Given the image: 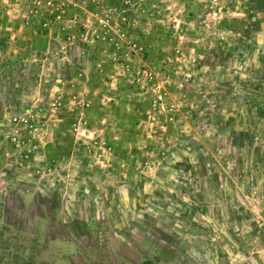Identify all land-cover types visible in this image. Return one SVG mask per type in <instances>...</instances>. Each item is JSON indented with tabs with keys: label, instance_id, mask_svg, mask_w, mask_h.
<instances>
[{
	"label": "rangeland",
	"instance_id": "obj_1",
	"mask_svg": "<svg viewBox=\"0 0 264 264\" xmlns=\"http://www.w3.org/2000/svg\"><path fill=\"white\" fill-rule=\"evenodd\" d=\"M121 1L0 0V264H264V203L239 194L259 232L202 207L186 225L181 174L156 183L214 138L212 50L242 0Z\"/></svg>",
	"mask_w": 264,
	"mask_h": 264
},
{
	"label": "trees",
	"instance_id": "obj_2",
	"mask_svg": "<svg viewBox=\"0 0 264 264\" xmlns=\"http://www.w3.org/2000/svg\"><path fill=\"white\" fill-rule=\"evenodd\" d=\"M123 2L115 3V8L122 9ZM125 4L129 10L132 0H125ZM241 8L243 19H221L225 29L234 36L226 41L218 40L217 47L212 50L218 61L211 63L214 70L209 79L213 82L211 93L215 105L209 112L210 118L201 121L205 128H214V138H208L201 145L194 137H188L181 144L179 157L160 169L156 183L158 186L166 184L163 172L171 174L178 170V177L181 174L183 197L178 199L179 212L186 225L203 227L190 217L196 208L202 207L212 221L219 222L221 214L223 217L226 214L241 229H247L248 224L250 231L259 232L261 229L255 222H248L250 213L245 210L244 199L239 194L243 196L244 192L252 201L264 203V0H242ZM127 17L129 20L135 18L129 13ZM190 95L192 93L186 94ZM193 104L196 109L197 105ZM193 109L192 115H195ZM236 190L232 196L225 193ZM220 196L227 203L220 205L217 202ZM233 196L237 198L236 205L230 206ZM185 217H190L191 221H183ZM212 233L208 227L203 233L204 241L212 240ZM243 239L248 240L247 237Z\"/></svg>",
	"mask_w": 264,
	"mask_h": 264
}]
</instances>
